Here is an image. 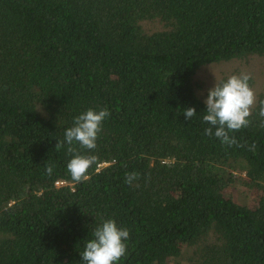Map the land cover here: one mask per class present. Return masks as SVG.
<instances>
[{"label":"trees","instance_id":"obj_1","mask_svg":"<svg viewBox=\"0 0 264 264\" xmlns=\"http://www.w3.org/2000/svg\"><path fill=\"white\" fill-rule=\"evenodd\" d=\"M253 55L264 0H0V264H83L105 220L130 232L117 264H264V92L229 147L195 79ZM89 109L111 115L73 143L97 157L76 183L56 146Z\"/></svg>","mask_w":264,"mask_h":264},{"label":"clouds","instance_id":"obj_2","mask_svg":"<svg viewBox=\"0 0 264 264\" xmlns=\"http://www.w3.org/2000/svg\"><path fill=\"white\" fill-rule=\"evenodd\" d=\"M251 76L242 74L233 75L223 84H216L209 90L205 104L207 111L203 115V121L210 125L205 130V135H214L222 144L231 147L237 144L230 133L238 132L250 126L252 111L257 105V97L249 84ZM195 108H187L184 111L186 119H192L196 115ZM111 113L107 109L96 111L89 109L74 119V126L65 131L64 141H58L56 150H60L66 143L67 152L73 154L67 164L68 172L74 182L80 183L89 178V169L97 162L95 155L77 154L73 143L79 144L82 149L93 151L97 148V139L102 132V125ZM258 115L264 117V100L259 102ZM46 172L51 175L53 167L46 166ZM139 178L138 173L126 176L125 182L132 184ZM93 239L86 243L81 253L83 264H117L126 256L128 245L126 241L130 237L128 229L120 228L114 220H105L93 233Z\"/></svg>","mask_w":264,"mask_h":264},{"label":"rangeland","instance_id":"obj_3","mask_svg":"<svg viewBox=\"0 0 264 264\" xmlns=\"http://www.w3.org/2000/svg\"><path fill=\"white\" fill-rule=\"evenodd\" d=\"M143 27L151 32L159 29L157 22L150 21L143 22ZM231 73L252 76L254 78L252 89L256 96L264 92V56L253 55L246 59H235L203 66L195 76L196 81L199 83V94L205 95L222 77ZM233 195L237 202H243L248 193L240 194L233 191Z\"/></svg>","mask_w":264,"mask_h":264},{"label":"built area","instance_id":"obj_4","mask_svg":"<svg viewBox=\"0 0 264 264\" xmlns=\"http://www.w3.org/2000/svg\"><path fill=\"white\" fill-rule=\"evenodd\" d=\"M63 182H57V184H62Z\"/></svg>","mask_w":264,"mask_h":264}]
</instances>
